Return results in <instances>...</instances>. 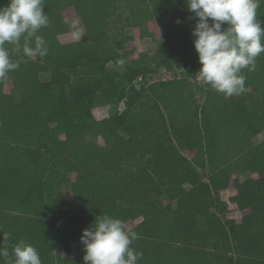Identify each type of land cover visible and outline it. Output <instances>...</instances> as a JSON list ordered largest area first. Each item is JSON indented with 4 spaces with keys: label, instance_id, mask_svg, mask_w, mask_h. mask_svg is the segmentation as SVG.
Here are the masks:
<instances>
[{
    "label": "trees",
    "instance_id": "1",
    "mask_svg": "<svg viewBox=\"0 0 264 264\" xmlns=\"http://www.w3.org/2000/svg\"><path fill=\"white\" fill-rule=\"evenodd\" d=\"M44 6L49 23L38 34L47 54L25 57L5 45L19 67L0 79V244L10 253L0 264L14 261L21 239L42 264H85L80 237L102 214L125 225L142 218L127 229L138 234V264H264V138L255 140L264 131V53L255 71L243 70L246 91L227 97L196 76V19L186 0ZM68 7L85 32L61 42ZM256 11L264 20V2ZM149 13L169 28L154 53L134 56L132 27L146 29ZM162 69L180 75L154 80ZM97 105L115 111L97 118L87 110ZM235 185L232 200L249 209L240 220L224 218L227 202L218 198Z\"/></svg>",
    "mask_w": 264,
    "mask_h": 264
},
{
    "label": "clouds",
    "instance_id": "2",
    "mask_svg": "<svg viewBox=\"0 0 264 264\" xmlns=\"http://www.w3.org/2000/svg\"><path fill=\"white\" fill-rule=\"evenodd\" d=\"M261 2L264 0H186L196 19L192 35L201 65L196 76L227 97L246 91L243 70L255 71L256 58L264 53V20L257 18L256 11ZM44 7V0H8L0 7V79L19 67L6 44L15 45L14 51L22 47L25 57L47 54L46 41L38 34L49 23ZM137 238L124 221L107 214L97 216L80 237L84 262L138 264L142 253L132 247ZM12 255L11 264H42L35 246L23 239L13 246ZM9 256L7 245L0 244V257Z\"/></svg>",
    "mask_w": 264,
    "mask_h": 264
},
{
    "label": "rangeland",
    "instance_id": "3",
    "mask_svg": "<svg viewBox=\"0 0 264 264\" xmlns=\"http://www.w3.org/2000/svg\"><path fill=\"white\" fill-rule=\"evenodd\" d=\"M64 17L67 19L69 23L70 30L67 33L60 34L58 36L61 42H71L78 39H81L84 35L85 28L80 19L77 15L76 10L74 7H68L63 11ZM172 15L171 17H173ZM172 26L174 28L178 27L177 19L172 20ZM169 28V25H159L157 21L152 17L149 13V20L147 24V28L142 30L138 27V25H134L132 27L133 39L128 43V48L134 50V56H138L140 52H148L150 54L154 53L158 47L164 41V32ZM73 62L64 63V68L73 65ZM113 66L114 64H110ZM119 69H123L124 65L118 64L116 65ZM180 74L178 71H168L162 69L158 74L154 75V80L156 79H169L179 76ZM43 78H48V75H42ZM72 77L66 71L62 72V81L64 83H70ZM200 80V79H198ZM193 81V80H191ZM4 96L7 98L11 97V83L8 81L4 86ZM122 108V104L120 105V109ZM87 110L94 114L97 118H102L103 116L111 115L114 111V107H101L97 105L94 108H87ZM264 138V131L255 137L256 141H260ZM87 139L97 141L101 144L104 143V140L101 136H97L94 134L87 135ZM184 153L192 157V152L189 150H185ZM75 174H73V178ZM244 178V175L240 177V180ZM185 187H189V185H185ZM240 189L238 186H231L227 189H224L220 192L218 198L223 199L227 202V207L224 211V218H234L240 220L242 215L249 211L248 208L240 209L236 202L232 200V197L238 193ZM69 197H72L71 194ZM142 218L136 220H130L126 223V228L129 230L131 229L137 222H139Z\"/></svg>",
    "mask_w": 264,
    "mask_h": 264
}]
</instances>
